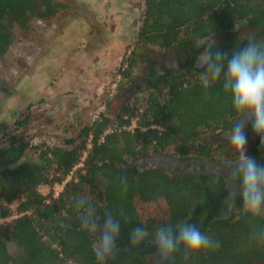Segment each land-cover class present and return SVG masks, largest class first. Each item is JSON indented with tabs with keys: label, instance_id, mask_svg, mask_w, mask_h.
Returning a JSON list of instances; mask_svg holds the SVG:
<instances>
[{
	"label": "trees",
	"instance_id": "1",
	"mask_svg": "<svg viewBox=\"0 0 264 264\" xmlns=\"http://www.w3.org/2000/svg\"><path fill=\"white\" fill-rule=\"evenodd\" d=\"M263 21L264 0H145L135 44L175 50L187 61L189 73L169 83L163 97L150 92L113 115L105 113L81 126L66 140L67 147L29 149L21 139L9 137L0 147V264H97L95 234L80 223L87 206L100 222L111 213L121 224L115 254L106 264H160L150 232L183 222L196 225L219 241V247L188 256L177 249L164 264L262 262L264 241L254 235L264 231L262 214L248 213L243 202L232 215L225 214L222 208L228 205L222 197L197 178L176 177L162 169L130 172L122 163L131 164L152 152L234 155L230 143L214 147L209 142L212 133L237 118L230 96L220 83L205 90L200 84L202 70L194 69L193 63L202 40L233 33L242 23ZM221 51L230 54L234 49ZM135 53L124 57L128 67L123 69L122 64V76H130ZM135 117L136 126L131 128ZM27 121L24 117L15 123ZM254 158L264 164V155ZM64 181L57 195H44L39 189ZM81 197L87 204L78 209L75 201ZM154 209L161 210L158 216L151 215ZM137 225L148 236L132 246L130 233Z\"/></svg>",
	"mask_w": 264,
	"mask_h": 264
},
{
	"label": "rangeland",
	"instance_id": "2",
	"mask_svg": "<svg viewBox=\"0 0 264 264\" xmlns=\"http://www.w3.org/2000/svg\"><path fill=\"white\" fill-rule=\"evenodd\" d=\"M102 0H64V3L69 7L61 11L58 16L50 21L42 22L37 25V30L32 34V37L23 38L17 45L14 53L9 57V63L2 64L0 62V147L7 144L11 134L21 129L16 125V120L24 118L26 112L30 109V105L47 103L45 112L42 117L38 116L32 118L33 121L39 123L43 117L46 125L44 133L48 134L47 139L51 140V144L67 147L66 140L78 134L81 126L89 124L100 114H114L122 107L124 100L123 86L125 82L124 76H119V70L123 64V59L135 51L136 56L131 68L130 75L138 76L143 73V61L150 58V52L161 57L160 49L157 46H138L135 44L138 29V21L141 20L142 13L145 6V0H134L136 8L132 13H129V25L131 28L128 30L125 37L122 39L126 42V46L120 55V61L108 74V79L104 82L102 89L98 91L91 90L90 88L83 89L79 96H72L70 93H65L62 97L71 99L61 101L58 97H50L43 93V85L45 81H49L52 76H56V69L61 68L60 57L65 51L64 42H62V35L60 37H53L48 39V31H64L68 28L74 31L78 22L82 25L87 24L84 17L78 11H88L90 14H96L97 19L105 21L107 18L103 10L99 13L95 10V3L98 4ZM98 2V3H97ZM130 7V6H129ZM132 10V7L129 9ZM132 14V16H131ZM65 21V22H64ZM75 23V25H74ZM71 25H74L71 27ZM96 28V27H95ZM95 28L92 32L95 31ZM247 23L240 24L234 33H246L249 31ZM240 31V32H239ZM83 36V34H80ZM76 36L75 38H77ZM220 37L225 38L226 35L222 34ZM48 39V40H47ZM43 41V42H42ZM46 41V42H45ZM76 41L81 42L82 39L78 37ZM206 39L202 40L199 47H203ZM45 42L44 46L43 43ZM69 57V56H68ZM132 57V55H131ZM155 57V56H154ZM45 67L41 71V68ZM41 67V68H40ZM34 69L32 76L27 77L30 69ZM12 74H11V72ZM10 72V73H9ZM48 76V78H47ZM47 79V80H46ZM55 79V78H52ZM141 95H138L139 97ZM56 99V100H55ZM16 120L11 122L13 118ZM137 118L132 119L131 128L135 127ZM8 129L7 131H5ZM25 130H21L20 138L26 141ZM32 152V151H31ZM33 156L34 153H33ZM69 179V178H68ZM63 183H56L54 186L41 185L40 191L44 195H49L51 192L57 195L63 189ZM14 206L17 202L13 203ZM161 210H153L152 216H158ZM96 237V235H95ZM11 246V251L14 250ZM259 261L257 264H261Z\"/></svg>",
	"mask_w": 264,
	"mask_h": 264
},
{
	"label": "clouds",
	"instance_id": "3",
	"mask_svg": "<svg viewBox=\"0 0 264 264\" xmlns=\"http://www.w3.org/2000/svg\"><path fill=\"white\" fill-rule=\"evenodd\" d=\"M196 67L202 69L200 84L207 90L220 83L230 96L237 119L227 131V138L234 149L235 159L231 162L233 173L240 182V198L244 209L252 215L264 214V164L246 154L247 137L244 133L245 120L251 121L252 132L260 138L264 147V40L250 34L246 42L230 54L223 52L209 40L200 50ZM126 187V185H125ZM86 200L76 199V208H85ZM81 226L96 235L94 253L97 264H106L113 256L121 231L119 220L106 213L102 222L95 211L87 206L80 216ZM264 241V231L254 233ZM148 236L147 230L137 225L130 233V244L139 245ZM160 264H164L181 249L185 256L203 249L219 247V241L203 233L196 225L183 222L173 228L158 227L152 235Z\"/></svg>",
	"mask_w": 264,
	"mask_h": 264
},
{
	"label": "flooded vegetation",
	"instance_id": "4",
	"mask_svg": "<svg viewBox=\"0 0 264 264\" xmlns=\"http://www.w3.org/2000/svg\"><path fill=\"white\" fill-rule=\"evenodd\" d=\"M68 7L64 0H0V62L3 65L9 63L11 53H14L23 38H31L39 23L52 20ZM248 25L250 29L246 33L240 31V33H228L224 34L225 38L220 36L209 38L206 43L213 40L220 50L228 47L235 50L238 44L242 46L246 42V38L250 34H255L258 39L264 40V21L261 24ZM200 50L201 48L196 53L194 69H198L196 60ZM160 53L161 57L158 55L154 57L151 55L152 53L150 54V58L143 63L144 70L141 75L124 77L125 82L120 85L123 86L122 105L134 101L138 95L143 96L150 92H156L163 97L167 93L169 83L175 78L189 73V68L185 66L187 61L184 57L179 58L175 50L164 49ZM189 60H193L192 55ZM236 119L231 120L224 128L210 135L209 142L214 147L230 143L227 131ZM244 133L247 137L246 154L253 158L256 154L263 156L264 147H261L260 138L252 132L251 121L248 119L245 120ZM160 155L174 158L175 162L161 161ZM234 159L235 155H224L220 151L209 157L173 156L152 152L134 159L131 164L122 163V166L130 172L133 168L139 172L147 169H162L176 177L197 178L209 188V192L218 194L222 197L225 205H228L227 208H222V212L232 215L239 208L238 205L242 203L239 195L240 182L233 173L231 163ZM262 215L264 217V214ZM152 235L153 233L150 232L149 241L153 242ZM261 264H264V260Z\"/></svg>",
	"mask_w": 264,
	"mask_h": 264
},
{
	"label": "crops",
	"instance_id": "5",
	"mask_svg": "<svg viewBox=\"0 0 264 264\" xmlns=\"http://www.w3.org/2000/svg\"><path fill=\"white\" fill-rule=\"evenodd\" d=\"M135 3L134 0H102L98 4L95 3V10L98 13L103 10L104 15L107 17L105 21L97 19L96 14L93 15L88 11L78 9L87 24L82 25L81 22H78L74 31H70L68 28L61 32L50 29L46 37L51 39L62 35L63 46L66 50L62 52L60 57L61 68L56 69L57 74L55 77L52 76L55 79L50 78L49 81H45L43 93L50 97H60L61 101L66 100L67 103L71 97H62L65 93L73 91L74 94L71 95L75 99V95L79 96L85 88L91 87V90L94 91L102 89L104 82L108 79L109 72L120 61V55L126 46V42L122 39L131 28L128 22L130 19L129 13H132L133 9L136 8ZM129 6L132 7L131 11ZM138 23L137 33L141 20ZM74 25H71V27ZM94 28L95 31L92 32ZM80 34H83V36ZM76 36L80 37L82 41H76L78 38H75ZM199 46L198 49L201 48ZM162 50L164 49H160V52ZM150 54L156 56L153 52H150ZM43 69L45 70L44 66L41 71ZM33 70V68L30 69L27 77L32 76ZM14 119L16 120V116L11 122H14Z\"/></svg>",
	"mask_w": 264,
	"mask_h": 264
},
{
	"label": "built area",
	"instance_id": "6",
	"mask_svg": "<svg viewBox=\"0 0 264 264\" xmlns=\"http://www.w3.org/2000/svg\"><path fill=\"white\" fill-rule=\"evenodd\" d=\"M127 67H128V63L126 62L123 64V69H126ZM119 76H121V74H119ZM46 105H47V103L30 105L29 106L30 109L26 112V116H25V117H28L27 123L24 125L18 126L21 129L17 130L13 134H11V136H15V137L21 139L24 143H26L28 145L29 149L35 148L36 146H45V147L57 146V145L51 144V140L46 138V137H48V134H46V133L43 134L44 128L46 129V125L43 121L44 117L42 119H40L38 124L36 121L32 120V118H36L38 116L42 117L43 113L45 112ZM101 115L102 114L97 115V117L95 119L100 118ZM95 119H93V121ZM21 130L26 131V133H25L26 141L23 140V138H20L21 135H19V132ZM89 146H90V144H89ZM68 178H71V176H69ZM15 202H17V204H18V200H16ZM12 207H14V204L12 205ZM11 217H13V216H11ZM11 217H9V218H11Z\"/></svg>",
	"mask_w": 264,
	"mask_h": 264
},
{
	"label": "water",
	"instance_id": "7",
	"mask_svg": "<svg viewBox=\"0 0 264 264\" xmlns=\"http://www.w3.org/2000/svg\"><path fill=\"white\" fill-rule=\"evenodd\" d=\"M160 160L161 161H172V162H175L174 158H171V157H167V156H164V155H160L159 156Z\"/></svg>",
	"mask_w": 264,
	"mask_h": 264
}]
</instances>
